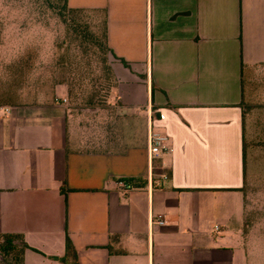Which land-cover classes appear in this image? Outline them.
Returning a JSON list of instances; mask_svg holds the SVG:
<instances>
[{
    "label": "crops",
    "instance_id": "obj_1",
    "mask_svg": "<svg viewBox=\"0 0 264 264\" xmlns=\"http://www.w3.org/2000/svg\"><path fill=\"white\" fill-rule=\"evenodd\" d=\"M68 6L107 26L117 112L74 114L64 84L0 104V235L23 264H75L67 237L77 264H247L264 249L247 195L264 191V0ZM152 132L168 139L151 159Z\"/></svg>",
    "mask_w": 264,
    "mask_h": 264
},
{
    "label": "rangeland",
    "instance_id": "obj_2",
    "mask_svg": "<svg viewBox=\"0 0 264 264\" xmlns=\"http://www.w3.org/2000/svg\"><path fill=\"white\" fill-rule=\"evenodd\" d=\"M62 4L61 0H0V104L42 103L47 101V96L57 84H64L68 90V104L74 114L95 109L88 108L85 105L88 102L101 101L104 104L99 107L100 111L114 114L117 107L107 100L115 95V89H112L115 80L104 69L101 49L91 39L70 31L61 15L68 17L69 24L85 26L89 34L100 36L103 22L90 12L83 11L74 16L68 14L62 10ZM111 61L112 55L109 54ZM243 106L250 147L254 127L252 115L257 106L249 99ZM248 194L250 209L255 211L253 205L260 209L258 226L264 230V191L259 195ZM250 229H245L240 237L247 236L250 241V236L254 235L249 233ZM257 235L264 234L260 231ZM251 257L247 264H264V249L257 248L256 255ZM12 262L11 256L6 264Z\"/></svg>",
    "mask_w": 264,
    "mask_h": 264
},
{
    "label": "trees",
    "instance_id": "obj_3",
    "mask_svg": "<svg viewBox=\"0 0 264 264\" xmlns=\"http://www.w3.org/2000/svg\"><path fill=\"white\" fill-rule=\"evenodd\" d=\"M62 4V10L64 12H67L71 15H76L78 13H82V10H75L68 6V0H61ZM61 18L63 20V23L66 25V27L73 31L78 36H82L86 39H91V41L94 43L95 46L99 47L103 54V66L107 74H110L111 77L114 78L115 84L112 89H115L117 87V79L114 75L111 63L109 62V54H112L111 49L108 46L107 43V26L103 22V32L100 35L95 33H88L89 30L84 26L83 28L78 24H69L68 17L64 14L61 15ZM84 29V30H83ZM124 64L127 65V63L123 60ZM110 79V78H109ZM108 102V100H107ZM104 104L101 102H88L85 104L88 108H95L99 109V107ZM21 241V237L17 235H9L4 234L0 235V254L2 255L3 262L6 264V262H9V257L12 256V261L14 263L9 264H23V254L25 252V249L29 248L27 245L19 246L16 242ZM14 256V257H13ZM73 258L75 260V264H77V253L75 251L74 245L69 237L66 239V257L61 259V261L66 262L67 259ZM59 260V259H58ZM2 263V264H4Z\"/></svg>",
    "mask_w": 264,
    "mask_h": 264
},
{
    "label": "built area",
    "instance_id": "obj_4",
    "mask_svg": "<svg viewBox=\"0 0 264 264\" xmlns=\"http://www.w3.org/2000/svg\"><path fill=\"white\" fill-rule=\"evenodd\" d=\"M168 137L162 135L161 133L152 132L149 136V154L150 158L158 156L160 153L167 150L166 141ZM119 186H121L125 191H128L131 186L128 185L125 181H119ZM156 223L159 225H164L165 220L159 218L156 220Z\"/></svg>",
    "mask_w": 264,
    "mask_h": 264
}]
</instances>
